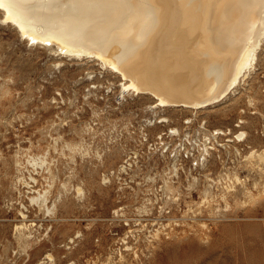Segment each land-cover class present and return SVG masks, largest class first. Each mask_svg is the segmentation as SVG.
I'll return each mask as SVG.
<instances>
[{
	"label": "rangeland",
	"instance_id": "rangeland-1",
	"mask_svg": "<svg viewBox=\"0 0 264 264\" xmlns=\"http://www.w3.org/2000/svg\"><path fill=\"white\" fill-rule=\"evenodd\" d=\"M262 46L194 110L0 16V264H264Z\"/></svg>",
	"mask_w": 264,
	"mask_h": 264
},
{
	"label": "bare ground",
	"instance_id": "bare-ground-1",
	"mask_svg": "<svg viewBox=\"0 0 264 264\" xmlns=\"http://www.w3.org/2000/svg\"><path fill=\"white\" fill-rule=\"evenodd\" d=\"M0 16L31 45L119 75L124 92L194 110L252 74L264 43V0H0Z\"/></svg>",
	"mask_w": 264,
	"mask_h": 264
}]
</instances>
